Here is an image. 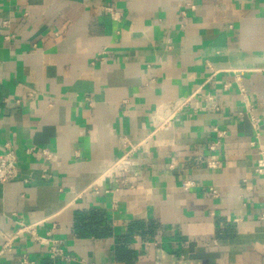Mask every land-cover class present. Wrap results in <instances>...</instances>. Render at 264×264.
<instances>
[{"label": "crops", "instance_id": "crops-1", "mask_svg": "<svg viewBox=\"0 0 264 264\" xmlns=\"http://www.w3.org/2000/svg\"><path fill=\"white\" fill-rule=\"evenodd\" d=\"M259 138L264 0H0V264H264Z\"/></svg>", "mask_w": 264, "mask_h": 264}, {"label": "built area", "instance_id": "built-area-1", "mask_svg": "<svg viewBox=\"0 0 264 264\" xmlns=\"http://www.w3.org/2000/svg\"><path fill=\"white\" fill-rule=\"evenodd\" d=\"M109 10H111L110 8H107ZM113 14L116 15V13L113 12ZM240 78H237V80L239 81ZM239 85V89L243 94H246V88L244 86H242L241 84ZM230 86V84H225V87ZM192 97L193 96H189L186 98H182V99H178L175 103H174V110L180 108V110L186 106H191L194 110H198L202 107L200 106H193L192 104ZM206 100L211 102V108H214L215 106H217L216 104H214V96L212 94L207 95ZM178 110L175 111V114ZM173 113V112H172ZM172 113H170L169 117L166 119H161L158 118L155 120V124H158V128L157 130H160L162 127H167L168 124L171 122V119L173 117V115H171ZM251 119L253 120V122L255 124H257V120L256 118H254L253 116H251ZM159 120V122H158ZM215 130L220 134L221 136L225 135L226 131L222 130L219 131L217 128H215ZM256 144V149H257V160H256V166H255V172L259 175L264 176V140H261L260 138L258 139L257 142H255ZM211 149H214V146H211ZM42 153L47 156L50 157V152L46 149L42 150ZM129 154L130 151L124 153L116 162L115 165H113V168L116 169L118 176L116 177L115 181L119 186H126L130 183V180L127 176V174L130 172V162L128 161L129 159ZM205 164L207 167L209 168H218L221 164L220 159L215 155V154H211L209 156H207V158L205 159ZM19 168H18V164H17V156H16V152L14 149L12 148H8L2 155H0V186L5 185L13 180H15L16 178H18L19 176ZM191 182H185L184 183V188L187 190L190 187ZM212 193L214 196L218 195L217 190L213 189ZM35 225L36 224H23L21 223L20 225V229L18 231L17 234L21 233L23 230H27L30 231L31 234L33 235L34 239L39 241L40 243H50L49 246V256L56 260L59 258L62 259H69L70 256L63 250V248L59 245V242L56 240H51L48 237H40L37 235V233L35 232ZM16 234V235H17ZM16 235L14 236V238L16 237ZM12 242L9 241L8 239L6 240L4 247H6L7 249H10ZM22 263L24 264H30L31 261L29 260V258L27 256H23L21 258Z\"/></svg>", "mask_w": 264, "mask_h": 264}, {"label": "trees", "instance_id": "trees-1", "mask_svg": "<svg viewBox=\"0 0 264 264\" xmlns=\"http://www.w3.org/2000/svg\"><path fill=\"white\" fill-rule=\"evenodd\" d=\"M92 218L96 219V218H98V217H97V216H93Z\"/></svg>", "mask_w": 264, "mask_h": 264}]
</instances>
